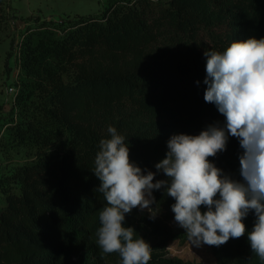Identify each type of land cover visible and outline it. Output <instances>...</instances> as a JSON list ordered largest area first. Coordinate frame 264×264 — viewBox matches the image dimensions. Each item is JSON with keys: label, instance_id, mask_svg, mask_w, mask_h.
Returning <instances> with one entry per match:
<instances>
[{"label": "trees", "instance_id": "obj_1", "mask_svg": "<svg viewBox=\"0 0 264 264\" xmlns=\"http://www.w3.org/2000/svg\"><path fill=\"white\" fill-rule=\"evenodd\" d=\"M4 22L0 0V32ZM27 32L14 101L25 120L13 130L36 152L6 180L18 193H3L0 264H120L118 254H102L96 243L106 206L92 172L99 142L115 127L133 163L156 173L154 182L168 179L155 165L166 157L170 137L225 122L204 101V52L264 38V0H113L100 14L45 19ZM62 139L63 151L49 149ZM241 153L238 139L229 136L226 150L209 160L242 182ZM153 196L151 213L135 208L124 226L151 245L149 264H194L167 249L171 241L188 240L184 229L168 224L175 222V200L164 188ZM255 219L254 212L244 219L247 232ZM208 247L215 264H264L247 233Z\"/></svg>", "mask_w": 264, "mask_h": 264}, {"label": "clouds", "instance_id": "obj_2", "mask_svg": "<svg viewBox=\"0 0 264 264\" xmlns=\"http://www.w3.org/2000/svg\"><path fill=\"white\" fill-rule=\"evenodd\" d=\"M204 56V101L214 104L225 122L198 135H172L166 157L155 165L168 179L154 182L156 173L145 174L133 163L115 127L109 126L110 138L99 142L92 172L106 206L99 212L96 243L102 254H118L120 264H149L151 245L124 221L135 208L151 213L153 190L161 188L175 200L174 220L190 245L219 247L247 233L251 251L264 261V38L233 40L223 52L209 50ZM229 136L242 149V182L209 160L226 150ZM249 212L256 219L247 232L243 221Z\"/></svg>", "mask_w": 264, "mask_h": 264}, {"label": "rangeland", "instance_id": "obj_3", "mask_svg": "<svg viewBox=\"0 0 264 264\" xmlns=\"http://www.w3.org/2000/svg\"><path fill=\"white\" fill-rule=\"evenodd\" d=\"M113 0H1V8L5 12V22L0 32V210L5 205L4 191L18 193L16 183L6 181L13 171L34 159L35 147L22 143L14 133L16 123H23L19 107L14 105L13 94L9 88L20 83L19 54L21 43L29 33L42 24L43 20H57L69 15L89 16L100 14ZM35 12V13H34ZM32 13V14H31ZM39 18V21L25 22L21 18L26 16ZM11 43L13 47H10ZM67 140L62 139L52 144L49 149L63 151ZM139 209V208H138ZM140 210V209H139ZM143 211H148L144 209ZM175 231L180 227L170 221ZM171 257H177L185 262L194 264H215V259L207 245L196 247L190 245L189 240L181 243L179 240L168 244Z\"/></svg>", "mask_w": 264, "mask_h": 264}, {"label": "built area", "instance_id": "obj_4", "mask_svg": "<svg viewBox=\"0 0 264 264\" xmlns=\"http://www.w3.org/2000/svg\"><path fill=\"white\" fill-rule=\"evenodd\" d=\"M19 67V65H18ZM19 70V69H18ZM9 92L11 94H13L14 98H13V101H15V98H16V95L18 94L19 92V84L17 82V84H15L13 87L9 88Z\"/></svg>", "mask_w": 264, "mask_h": 264}, {"label": "crops", "instance_id": "obj_5", "mask_svg": "<svg viewBox=\"0 0 264 264\" xmlns=\"http://www.w3.org/2000/svg\"><path fill=\"white\" fill-rule=\"evenodd\" d=\"M35 13V12H34ZM32 14V13H31Z\"/></svg>", "mask_w": 264, "mask_h": 264}]
</instances>
